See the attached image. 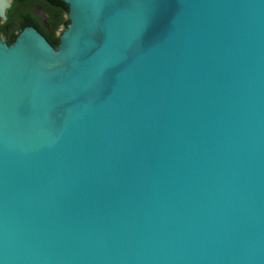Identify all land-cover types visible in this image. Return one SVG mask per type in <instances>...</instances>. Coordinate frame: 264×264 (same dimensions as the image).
I'll list each match as a JSON object with an SVG mask.
<instances>
[{
  "label": "water",
  "instance_id": "obj_1",
  "mask_svg": "<svg viewBox=\"0 0 264 264\" xmlns=\"http://www.w3.org/2000/svg\"><path fill=\"white\" fill-rule=\"evenodd\" d=\"M64 1L0 38V264H264V0Z\"/></svg>",
  "mask_w": 264,
  "mask_h": 264
},
{
  "label": "trees",
  "instance_id": "obj_2",
  "mask_svg": "<svg viewBox=\"0 0 264 264\" xmlns=\"http://www.w3.org/2000/svg\"><path fill=\"white\" fill-rule=\"evenodd\" d=\"M40 2H37L41 8L44 10L47 16V24L50 27L51 31H48V33L45 35L50 40V42L58 46L60 38L56 37L55 31L60 25H68L69 19H66L64 14L68 13L69 10V4L64 0H39ZM20 2L23 3H29L30 5L35 4V0H20ZM19 0L16 1L15 4L20 3ZM1 21V17H0ZM38 19L36 15L28 13L25 15H18L14 16L12 11L9 14L8 20L6 23L1 24L0 28L4 29L7 36L12 35L14 38L17 36L14 32H12L11 28H17L19 30L23 29L28 24H35L38 25Z\"/></svg>",
  "mask_w": 264,
  "mask_h": 264
},
{
  "label": "flooded vegetation",
  "instance_id": "obj_3",
  "mask_svg": "<svg viewBox=\"0 0 264 264\" xmlns=\"http://www.w3.org/2000/svg\"><path fill=\"white\" fill-rule=\"evenodd\" d=\"M16 1H18V0H11V6L7 9V18L3 19L1 17V21H0L1 24H4L7 22L9 14L11 11L14 14V16L25 15V13L26 14L31 13L34 15H37V14L45 15L46 14L44 12V10L41 8V6L37 3V2H40L39 0H35L36 5L35 4L30 5L29 3L26 4V3L20 2V0H19V2H20L19 4H15ZM46 20H47V18H45V20H44L45 23L47 24ZM28 25L36 26L44 34L48 33V30L40 22L38 23V25H35V24H28ZM11 30H12V32H14L15 34L18 35L22 29L21 30H19V29L15 30V28H11ZM16 37L17 36H15V38H14L12 35H10V36L6 35V38L4 40L7 41L8 43H13L15 41Z\"/></svg>",
  "mask_w": 264,
  "mask_h": 264
},
{
  "label": "rangeland",
  "instance_id": "obj_4",
  "mask_svg": "<svg viewBox=\"0 0 264 264\" xmlns=\"http://www.w3.org/2000/svg\"><path fill=\"white\" fill-rule=\"evenodd\" d=\"M65 18L68 19V13L64 14ZM38 21L48 30L51 31L50 27L48 26V24L45 23V18H47L46 14L45 15H41V14H37L36 15ZM66 29V25H60L56 31V37H60V35L62 34V32ZM15 30H17V28H15ZM19 32V31H18ZM0 38L5 39L6 38V33L4 31V29L0 28Z\"/></svg>",
  "mask_w": 264,
  "mask_h": 264
}]
</instances>
